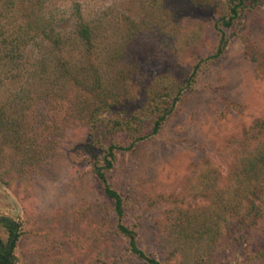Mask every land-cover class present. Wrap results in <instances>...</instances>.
Instances as JSON below:
<instances>
[{"label":"trees","instance_id":"1","mask_svg":"<svg viewBox=\"0 0 264 264\" xmlns=\"http://www.w3.org/2000/svg\"><path fill=\"white\" fill-rule=\"evenodd\" d=\"M217 1L123 0L112 14L85 18L70 0L67 19H55L41 12L49 0H0V164L4 150H14L6 169L0 165V182L44 167L67 141L60 152L86 159L115 220L111 229L86 233L81 255L98 236L113 234L140 264H216L220 251L237 244L264 264V115L221 141L211 157L190 162L169 193L160 183L144 184L143 206L161 205L146 225L149 251L138 245L134 224L124 222L123 202L107 181L115 154L158 134L180 97L194 90L202 65L220 57L243 12L261 0ZM240 39L253 75L264 81L261 40ZM31 44L33 57L25 52ZM5 228L0 264H15L18 236ZM95 254L48 264H99Z\"/></svg>","mask_w":264,"mask_h":264},{"label":"rangeland","instance_id":"2","mask_svg":"<svg viewBox=\"0 0 264 264\" xmlns=\"http://www.w3.org/2000/svg\"><path fill=\"white\" fill-rule=\"evenodd\" d=\"M49 1L50 5L42 6L41 12L55 19H67L70 0ZM122 1L76 0L85 18L112 14ZM242 15L237 36L229 41L219 58L202 65L194 90L180 97L158 134L136 144L130 152L114 156L107 181L123 202L124 222L133 223L138 231L141 249L149 251L146 225L161 209V205L151 209L143 206L140 194L144 184L160 183L159 188L169 193L171 184L180 185L190 162L211 157L221 141L264 115V81L253 75L251 63L243 57L240 39V34L260 39L264 49V0ZM25 52L31 57L37 55L36 45H29ZM216 88L221 91L219 98ZM3 90L4 87L0 89V100ZM225 101L235 106L230 108ZM210 103L215 111L210 110ZM237 108L238 112L234 110ZM65 133L71 135L70 128ZM67 144L64 140L44 167L22 175L12 172L9 184L0 182V216L12 220L18 236L13 249L15 264H48L50 258H66L68 254L78 262H85L95 259L96 252L99 264H140L128 256L113 234L103 239L98 236L84 254L79 252L78 246L88 231L96 227L111 229L115 220L86 159L76 153L60 152ZM7 150L0 164L2 169H6L7 157L13 156L14 150ZM7 236L5 225L0 223V239L5 241ZM214 259L216 264H259L247 257L243 244L228 245Z\"/></svg>","mask_w":264,"mask_h":264},{"label":"flooded vegetation","instance_id":"3","mask_svg":"<svg viewBox=\"0 0 264 264\" xmlns=\"http://www.w3.org/2000/svg\"><path fill=\"white\" fill-rule=\"evenodd\" d=\"M0 223H8L7 222V219H9V218H7V217H5V216H0ZM3 221V222H2ZM12 221V220H11ZM5 223H4V225H5ZM9 224V223H8ZM11 227H12V230H13V233H15V226H14V223H12V224H9ZM8 232V231H7ZM7 239V238H6Z\"/></svg>","mask_w":264,"mask_h":264},{"label":"water","instance_id":"4","mask_svg":"<svg viewBox=\"0 0 264 264\" xmlns=\"http://www.w3.org/2000/svg\"><path fill=\"white\" fill-rule=\"evenodd\" d=\"M0 219H1V218H0ZM7 222H8L9 224H12V223H13L10 219H7Z\"/></svg>","mask_w":264,"mask_h":264}]
</instances>
